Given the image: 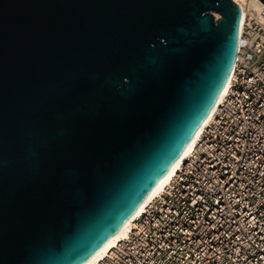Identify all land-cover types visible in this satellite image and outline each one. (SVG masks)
<instances>
[{"label": "water", "instance_id": "95a60500", "mask_svg": "<svg viewBox=\"0 0 264 264\" xmlns=\"http://www.w3.org/2000/svg\"><path fill=\"white\" fill-rule=\"evenodd\" d=\"M237 0H0V264H84L235 69Z\"/></svg>", "mask_w": 264, "mask_h": 264}, {"label": "built area", "instance_id": "2783aa9c", "mask_svg": "<svg viewBox=\"0 0 264 264\" xmlns=\"http://www.w3.org/2000/svg\"><path fill=\"white\" fill-rule=\"evenodd\" d=\"M242 6L224 98L177 174L97 264H264V12Z\"/></svg>", "mask_w": 264, "mask_h": 264}, {"label": "bare ground", "instance_id": "6f19581e", "mask_svg": "<svg viewBox=\"0 0 264 264\" xmlns=\"http://www.w3.org/2000/svg\"><path fill=\"white\" fill-rule=\"evenodd\" d=\"M241 2L244 6L251 7L252 10L254 9L257 13H263L264 12V0H237ZM246 15L243 13V18L241 22V29L244 27ZM233 78V73L230 77V80L228 84L226 85L216 107L214 108L212 114L209 116V118L206 120V122L201 126L196 136L193 138L185 152L182 154V156L179 158V160L174 164L172 169L159 181V183L155 186L151 194L148 196L146 201L142 204V206L139 208V210L117 231L114 233V235L107 240L104 245L84 264H97L114 246L118 244V242L126 237H128L131 233L134 219L141 215L145 208L147 203L153 199L155 196L160 194L166 187V185L171 181V179L177 174V172L182 167L184 161L186 160L187 156L191 153V151L194 149L196 143L199 141L202 131L204 129L205 124L209 121L210 117L213 116V113L216 111L219 103L224 98L229 85L231 83V80Z\"/></svg>", "mask_w": 264, "mask_h": 264}]
</instances>
